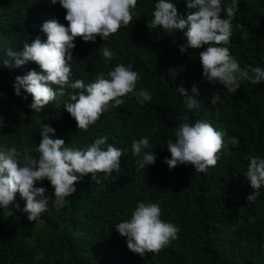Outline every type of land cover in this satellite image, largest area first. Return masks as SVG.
Listing matches in <instances>:
<instances>
[{
	"label": "trees",
	"instance_id": "obj_1",
	"mask_svg": "<svg viewBox=\"0 0 264 264\" xmlns=\"http://www.w3.org/2000/svg\"><path fill=\"white\" fill-rule=\"evenodd\" d=\"M156 2L137 0L132 22L107 39L74 40L69 62L73 82L81 79L87 85L99 72L106 74L117 64H131L141 77L137 90L147 89L152 96L143 106L131 94L122 97L123 105L110 104L87 131L78 130L64 109L69 93L75 90L66 88L64 96L57 95L36 113L29 107L31 95L21 89L17 97L13 84L15 77L30 70L40 72L39 66L34 62L19 68L0 66V149L15 145L38 158L35 148L47 124L55 129L51 138L63 139L65 146L86 149L107 135V144L125 152L119 172L97 173L99 183L91 174L84 176L60 210L50 202L40 216L43 223L28 220L23 210L26 201L16 193L9 205L14 216L6 217L0 209V264H264V186L255 202H247L253 190L246 179L245 159L248 155L264 158V82L243 81L234 94L223 85L209 83L199 58L207 46L187 47V29L167 33L159 26L150 27ZM171 2L186 17L190 10L185 0ZM230 3L222 0V7ZM238 8L230 53L241 68H264V0H239ZM65 15L59 3L53 5L51 0H0V60L7 58L9 48L22 52L23 43L30 44L36 36L46 40L40 29L48 20L56 19L67 27ZM221 16L226 18L224 12ZM103 48L112 52L111 60L103 57ZM181 86L189 95L197 87L195 98L200 107L185 108L176 91ZM184 115L190 123L203 120L226 132L227 146L218 153L217 165L204 173L191 165L169 170L164 163L170 159L166 142H175L174 131ZM145 136L151 144L147 151L155 152L156 161L142 169L137 164L141 157L133 156L131 145ZM231 137L239 144H230ZM37 186L52 196L47 180ZM140 202H159L160 218L179 228L177 239L158 254L131 252L126 238L115 230L118 223L131 218ZM39 253L44 255L42 260L35 259Z\"/></svg>",
	"mask_w": 264,
	"mask_h": 264
},
{
	"label": "clouds",
	"instance_id": "obj_2",
	"mask_svg": "<svg viewBox=\"0 0 264 264\" xmlns=\"http://www.w3.org/2000/svg\"><path fill=\"white\" fill-rule=\"evenodd\" d=\"M56 3L66 11L64 19L68 26L56 19L48 20L40 29L46 40L42 41L36 36L30 44L23 43L22 52L9 48L7 58L0 60L2 67L19 68L34 62L40 68V72L30 70L24 76L15 77L14 94L20 97L23 89L31 95L29 107L38 113L51 104L57 95L64 96L66 88L75 90L69 93V102L64 104V109L75 120L78 130L84 131L108 110L110 104L111 107L123 105L125 101L122 97L128 94L135 96L141 106L151 101L149 90H137L141 77L131 64L120 63L106 74L99 72L94 82L85 85L81 79L73 82L69 63L73 60L74 40L77 37L85 42H94L97 36L107 39L121 26L132 22V10L136 8L137 0H51V4ZM185 3L190 10L186 17L178 14L171 0H157L150 27L159 26L167 33L187 29L184 32L187 47L199 49L207 46L199 57L203 77L209 83L223 85L230 94H234L243 81L252 85L264 82V68H241L240 61L230 53L228 47L239 0H231L224 7L222 0H185ZM222 12L226 18L221 16ZM180 51L183 53L185 47L181 46ZM102 55L106 60H111L113 56L108 48H103ZM53 86L57 90L54 91ZM176 91L188 110L201 106V102L195 98L199 94L197 87H192V95L182 86ZM23 99L26 100L27 96ZM181 120L174 131L175 142L171 139L166 142L170 159L166 158L164 163L169 170L178 165H191L195 171L204 173L210 167H215L220 159L218 153L227 146L224 142L226 132L203 120L190 123L187 115L182 116ZM2 122L0 117V124ZM53 135L55 129L43 125L41 140L35 148L38 158L28 154L27 150L19 151L15 145L0 149V209L4 216H14L9 205L14 201L15 194L19 193L26 201L23 210L28 214V220L43 223L40 216L47 211L49 203L56 210L63 208L68 200L66 198L76 191L74 185L84 176L91 174L92 180L99 183L97 173L110 176L112 172L120 171V158L125 152L107 144V135L96 139L86 149L65 146L63 139H52ZM229 143L236 146L239 140L231 137ZM105 145L106 148L102 147ZM150 148L147 136L132 142L133 156L141 157L137 161L139 168L145 169L155 163L156 154L153 150L147 151ZM245 159L248 161L246 179L253 190L246 200L255 202L260 196L259 190L264 186V158L248 155ZM45 180L53 189L51 197L46 188L37 186ZM160 217L159 202H140L131 212V218L118 223L115 230L126 238L127 248L131 252L140 256L145 253L158 254L177 239L179 233L176 225ZM43 258V253L35 256L36 260Z\"/></svg>",
	"mask_w": 264,
	"mask_h": 264
}]
</instances>
